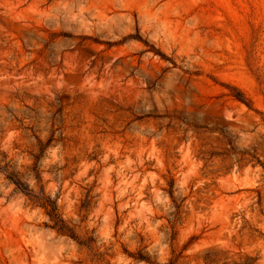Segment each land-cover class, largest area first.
I'll use <instances>...</instances> for the list:
<instances>
[{
    "label": "rangeland",
    "instance_id": "rangeland-1",
    "mask_svg": "<svg viewBox=\"0 0 264 264\" xmlns=\"http://www.w3.org/2000/svg\"><path fill=\"white\" fill-rule=\"evenodd\" d=\"M0 264H264V0H0Z\"/></svg>",
    "mask_w": 264,
    "mask_h": 264
}]
</instances>
